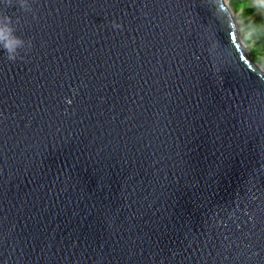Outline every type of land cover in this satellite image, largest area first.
Returning a JSON list of instances; mask_svg holds the SVG:
<instances>
[{
	"label": "water",
	"instance_id": "1",
	"mask_svg": "<svg viewBox=\"0 0 264 264\" xmlns=\"http://www.w3.org/2000/svg\"><path fill=\"white\" fill-rule=\"evenodd\" d=\"M0 12L32 45L0 52V264H264V70L235 28L227 64L201 0Z\"/></svg>",
	"mask_w": 264,
	"mask_h": 264
},
{
	"label": "clouds",
	"instance_id": "2",
	"mask_svg": "<svg viewBox=\"0 0 264 264\" xmlns=\"http://www.w3.org/2000/svg\"><path fill=\"white\" fill-rule=\"evenodd\" d=\"M201 2L207 6L214 18L213 25L205 26V31L209 34L211 41L209 53L214 60L229 64L232 56L231 41L229 39L227 44L222 43L217 37V29L228 34L235 28L242 48L248 46L255 29L251 24H245L240 19L238 12L232 6V0H201ZM7 3L9 5L18 3L26 11L32 9V0H7ZM255 6L261 9L259 14L264 15V0H255ZM112 27L120 29L122 25L113 21ZM31 46V41H25L17 35L12 18L0 12V52L4 53L6 59L15 61L20 57L21 50L31 48ZM257 67L259 68V65ZM217 71H219V67H217ZM257 74L264 78L259 74V71Z\"/></svg>",
	"mask_w": 264,
	"mask_h": 264
},
{
	"label": "trees",
	"instance_id": "3",
	"mask_svg": "<svg viewBox=\"0 0 264 264\" xmlns=\"http://www.w3.org/2000/svg\"><path fill=\"white\" fill-rule=\"evenodd\" d=\"M254 0H232L233 8L238 12L245 24L255 29L247 46L249 55L264 69V17L252 18L259 8H251Z\"/></svg>",
	"mask_w": 264,
	"mask_h": 264
},
{
	"label": "rangeland",
	"instance_id": "4",
	"mask_svg": "<svg viewBox=\"0 0 264 264\" xmlns=\"http://www.w3.org/2000/svg\"><path fill=\"white\" fill-rule=\"evenodd\" d=\"M250 2H252V5H251V8H253V9H256V8H258L257 6H255V0L254 1H250ZM261 12V9L259 8L258 9V12L257 13H255V14H253V19L254 18H258V17H264V15H260L259 13Z\"/></svg>",
	"mask_w": 264,
	"mask_h": 264
}]
</instances>
